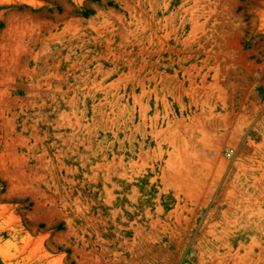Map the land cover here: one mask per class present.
I'll return each instance as SVG.
<instances>
[{
    "label": "rangeland",
    "instance_id": "1",
    "mask_svg": "<svg viewBox=\"0 0 264 264\" xmlns=\"http://www.w3.org/2000/svg\"><path fill=\"white\" fill-rule=\"evenodd\" d=\"M0 264H264V0H0Z\"/></svg>",
    "mask_w": 264,
    "mask_h": 264
}]
</instances>
